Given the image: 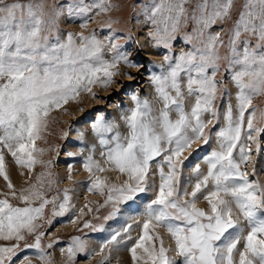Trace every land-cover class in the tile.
I'll return each mask as SVG.
<instances>
[{
  "label": "snow or ice",
  "instance_id": "6c2138e0",
  "mask_svg": "<svg viewBox=\"0 0 264 264\" xmlns=\"http://www.w3.org/2000/svg\"><path fill=\"white\" fill-rule=\"evenodd\" d=\"M107 4L108 0L94 5L80 0L69 3L67 13L83 15L92 8L107 12ZM234 4L235 0H151L145 8L154 27L151 38L156 46L169 50L165 56L167 67L161 65L160 74L151 77L156 102L162 107L157 109L148 99L133 96L135 107L124 117L127 135H122L104 116L92 124L106 149L101 156L107 157L114 170L127 176L122 184H107L106 178L95 173L108 169L91 155L84 162V168L92 173L89 191L106 193L113 214L120 211L119 205L131 207L138 194L147 191L152 162L156 161L159 167L158 192L144 209L142 235L129 249L133 264H177L176 257L180 258L179 264H264V186L250 181L247 171L241 170V165L252 158L248 142L256 143L257 136L264 133V128L257 126V110L252 107L253 99L264 95V0H244L226 42L230 51L228 70L238 89V115L234 118L229 104L224 115L226 126L214 133L219 150L204 158L207 174L196 165L191 189L182 187L179 180L182 169L178 165L182 166L185 151L201 140L209 143L205 130L212 121L204 119L205 115L218 117L215 103L221 81L216 75L220 71L219 49L225 46V40L210 29L231 19ZM62 14L60 8L54 17L45 20L42 3L0 0V176L12 189L11 195L24 203L21 207L7 198L0 199V240L16 241L0 246V264H13L21 250L19 242L33 234L35 242L24 247L39 250V259L52 264L41 246L45 233L37 221L50 204L53 216H63L71 200L67 189L62 202L57 203L56 196L47 198L46 193L55 183L51 172H41L36 183L17 194L6 170L4 150L17 165L29 171L36 164L44 165L37 153L42 155L45 149L37 148L36 141L43 138L41 133L48 126L50 113L81 93H91L96 84L107 88L118 75L113 69L121 62L132 66L116 43L110 45L115 52L112 60L105 59L102 44L94 33L79 37L67 33L64 39L56 28V18ZM189 25L191 35L186 34L182 40H187L191 50L173 59L172 43L178 39L177 33ZM245 35L255 38V47L248 39L241 41ZM182 74L186 83H182ZM186 97L195 98L190 111L186 110ZM249 109L252 111L245 128V113ZM46 166L50 167L51 161ZM185 183L192 181L189 178ZM201 198L207 202V210L197 207ZM36 201L39 205L33 206ZM80 212L83 214V209ZM241 217L250 228L246 236ZM84 227L92 225L85 222ZM131 227L129 224L124 229L128 239ZM159 227L167 229L175 241L174 249L164 246L156 231ZM120 235H111L101 251L109 244H119ZM241 240L243 250L238 248ZM86 249L85 241L73 237L69 247L61 251H66L72 261ZM170 251H175V256H169ZM16 264H31V260L25 255Z\"/></svg>",
  "mask_w": 264,
  "mask_h": 264
},
{
  "label": "rangeland",
  "instance_id": "374dc122",
  "mask_svg": "<svg viewBox=\"0 0 264 264\" xmlns=\"http://www.w3.org/2000/svg\"><path fill=\"white\" fill-rule=\"evenodd\" d=\"M21 2L27 3L28 0H21ZM34 2L43 4L45 20L54 17L55 12L63 8V14L56 18V28L59 29L58 34H61L64 39H66L67 33H73L76 37L81 34L91 36L94 33L97 40L102 44L105 59L112 60L115 52L110 45L116 43L120 46L119 51L127 54L132 66L130 67L128 64L121 62L116 69H113V71L118 72V75L113 78L114 82L107 88L96 84L93 86L91 93H81L75 100H70L62 108L55 109L50 113L47 118L48 126L41 133L43 138L36 141L37 148L45 149L42 155L37 153V158L44 161V165L36 164L29 171L27 168L17 165L14 158L5 149V165L9 178L15 191L19 194L23 189L36 183V177L41 172H51V179L55 183L52 185L51 190L46 193V196L49 199L56 196L58 198L57 203L63 201L64 190H68V195L71 197L69 210L63 216L55 217L52 215L53 205L50 204L45 208L43 217L37 221L42 226L40 230L45 233L41 237V246L50 257L52 264H119L121 254H126L127 259H129L128 262L133 264L129 249L138 236L142 235V224L146 219L144 209L158 192L159 167L156 161L152 162L147 191L138 194V197H142L124 215L126 218L117 220L118 224L111 228L113 232L110 236L120 232L121 235L117 237L118 240L122 239L120 244H109L101 251V247L104 245L102 243L92 252L91 238L95 236V233L104 232L113 223V220L120 215L123 204L119 205L120 211L113 214V205L111 202H106V193L101 195L97 191H89L92 173L84 168V162L91 155L102 167L108 169L104 172H96L97 176L106 178L107 184H122L127 176L121 174L118 170H114L112 165L107 163V157L101 156V153L106 152V149L100 144V138L93 131L92 124L100 116H104L107 121L117 126L122 135H127V125L124 117L130 114V109L135 107L133 96L148 99L157 109L162 107V104L156 102V92L154 85L151 83V77L153 74H160L161 65L167 67L168 62L165 60V56L169 55V50L163 48V46H156L151 38L154 27L149 22L148 15L145 12V8L151 0H108L109 10L107 12H100L98 8H92L87 14L73 16L68 15L67 5L69 3H79L80 0H34ZM98 2L99 0H83V3L87 5H94ZM243 3L244 0H235L231 19L223 24L214 25L210 29L212 32H219L225 40V46L219 49V55L221 56L220 71L216 75V79L221 81L218 85L219 91L215 103L218 117L212 118L209 115L204 117V119L212 121L205 130L209 134V143L205 144L201 140L193 145L192 149L185 151L181 157L183 164L178 166L182 169L179 177L182 187H192L194 185V168L196 165H199L203 174H207L208 165L204 158L210 155L213 150H219V141L214 133L220 127L226 126L224 115L229 104L232 106L234 118L238 115L236 99L238 89L231 79V72L228 70L230 51L226 42L236 19H238ZM190 28L191 25L177 33L178 39L173 41L171 48L173 59L181 52L191 50V45L188 44L187 40H182L186 34L191 35ZM221 28L223 31H221ZM142 35L145 36V39H142ZM245 39L250 40L251 46L255 47L256 40L254 37H248L247 35L241 37V41ZM77 42L79 43V41ZM182 83H186L183 74ZM92 93H95V96ZM194 102V97H186V110L190 111ZM252 107L257 110V126L264 128V119H261L262 114H264V95L256 96L252 101ZM251 111L252 109H249L245 113V128ZM172 117L173 119L176 118L175 113L172 114ZM108 135L111 136L112 134ZM263 135L264 133L257 136L256 143L248 142L252 149V158L249 163L241 165V170L247 171L248 179L259 181L261 186L264 185V171H261L260 174L258 163H261L264 158ZM233 155L238 158L237 152H234ZM159 159L158 157L157 160ZM48 161H51L50 167L46 166ZM113 170L114 172H112ZM165 171H168L166 166ZM155 172L158 179L155 178ZM14 173L16 178L13 176ZM189 178H191L192 183L186 184L185 181ZM47 179L48 177H45V180ZM209 187H211V183ZM11 193L12 189L8 188L7 181L0 176V199L7 198L15 206H24L23 201L14 198ZM38 205L39 201H36L33 206ZM197 207H203L207 210V202L201 198L197 201ZM81 209H83V214L80 212ZM72 220L76 222L72 223ZM241 221H244L242 217ZM85 222L90 223L92 227L85 228ZM129 224L132 225L130 230L131 239H128V233L124 232ZM241 227L244 228L243 235L246 236L250 231L247 222H241ZM97 230L100 231L95 232ZM156 231L163 238L165 247L175 248V241L166 228L159 227ZM73 237H80L81 240L85 241L87 249L86 252L78 253L72 261H69L67 252H62L61 249L66 250ZM34 242L35 234L29 235L25 241L19 242L21 250L18 256L13 258V264H16L19 258L25 255L31 260V264H44L39 259V250L24 247L25 244ZM14 243L16 241L0 240V246H8ZM49 244L52 245L51 248L47 247ZM243 244L244 241L241 240L238 248L243 250ZM169 256H175V251H170ZM176 260L179 264L180 258L176 257Z\"/></svg>",
  "mask_w": 264,
  "mask_h": 264
},
{
  "label": "bare ground",
  "instance_id": "6f19581e",
  "mask_svg": "<svg viewBox=\"0 0 264 264\" xmlns=\"http://www.w3.org/2000/svg\"><path fill=\"white\" fill-rule=\"evenodd\" d=\"M142 39H145V36L144 35H142ZM262 143H264V140H263V142ZM263 146H264V144H263ZM264 155V154H263ZM264 157V156H263ZM258 168L260 169V174H261V171H264V158H263V160H262V162L261 163H258ZM15 168V167H14ZM112 168H113V166H112ZM111 169V168H110ZM189 169V168H188ZM112 170V169H111ZM112 172H114V170L112 171ZM153 172V171H152ZM188 172V171H187ZM154 174V173H153ZM77 175H78V173H77ZM151 175V174H150ZM187 175V174H186ZM188 175H190L189 174V172H188ZM13 176H15L14 178H16V174L14 173V175ZM79 176V175H78ZM81 176V175H80ZM155 178L156 179H158V177H157V175H156V172H155ZM192 178V177H191ZM190 178V179H191ZM156 182V181H155ZM152 185H153V181H152ZM156 185V184H155ZM157 186V185H156ZM264 186V185H263ZM188 187V186H187ZM151 189H152V186H151ZM156 189V188H155ZM154 189V190H155ZM189 189H191V187H189ZM154 190H153V192H154ZM141 197L142 196H139L138 198H137V200H136V202L139 200V199H141ZM136 202L135 203H133L132 205H131V207H127V206H125V205H123V207H122V209H121V211H120V215L118 216V217H116L114 220H113V223L104 231V232H101V233H95L94 235L95 236H93V238H91V245H92V248H91V251L93 250V251H95L96 250V248L97 247H99V245H101L103 242H104V240L106 239V238H108V237H110V234L113 232V230L111 229L114 225H116V224H118L116 221L118 220H123L124 219V215H126V213H128L130 210L129 209H132L133 208V206L136 204ZM141 213V212H140ZM141 215V214H140ZM134 217V216H133ZM126 218V217H125ZM135 218V217H134ZM138 219H139V216L137 217ZM242 223H244V221H241ZM138 223V222H137ZM140 223V222H139ZM138 225V224H137ZM120 226V225H119ZM115 227V226H114ZM135 229H136V226H135ZM122 230V229H121ZM124 238V237H123ZM120 240H122L121 238H120ZM128 240V239H127ZM126 242V241H125ZM120 244V243H119ZM123 245V244H122ZM129 245V244H128ZM127 246V245H126ZM128 247V246H127ZM92 251V252H93ZM118 253V252H117ZM120 257H121V259H120V262H119V264H130L129 262H128V260L129 259H127V255L125 254H121L120 255Z\"/></svg>",
  "mask_w": 264,
  "mask_h": 264
}]
</instances>
